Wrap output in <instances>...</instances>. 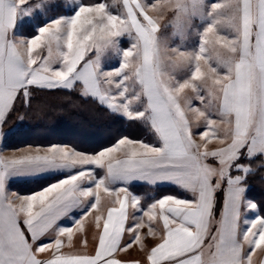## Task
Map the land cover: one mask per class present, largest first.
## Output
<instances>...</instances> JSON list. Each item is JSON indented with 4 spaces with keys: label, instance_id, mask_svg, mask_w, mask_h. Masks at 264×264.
<instances>
[{
    "label": "snow or ice",
    "instance_id": "obj_1",
    "mask_svg": "<svg viewBox=\"0 0 264 264\" xmlns=\"http://www.w3.org/2000/svg\"><path fill=\"white\" fill-rule=\"evenodd\" d=\"M72 3L71 14L48 18V0H0V144L7 117L23 121L37 94L53 90L154 139L124 136L94 153L37 146L12 158L0 147V264H140L117 258L134 245L146 264H255L264 215L248 213L264 205L247 192L250 177L264 181V0ZM168 13L163 27L180 38L175 46L161 33ZM25 18L37 20L29 37L18 27ZM43 176L55 182L9 191L15 178ZM133 182L169 183L190 197L142 204ZM77 234L84 251L75 250Z\"/></svg>",
    "mask_w": 264,
    "mask_h": 264
},
{
    "label": "trees",
    "instance_id": "obj_2",
    "mask_svg": "<svg viewBox=\"0 0 264 264\" xmlns=\"http://www.w3.org/2000/svg\"><path fill=\"white\" fill-rule=\"evenodd\" d=\"M82 2L87 5L101 0H82ZM107 2L110 4L112 0ZM124 136L147 142H153L154 139L138 123L113 115L106 108L83 100L74 92L53 90L37 94L32 108L25 113L24 122L18 123L6 135L4 145L7 148H18L32 143L61 142L73 145L81 151L94 153L114 144ZM52 181L54 179L41 181L29 188H23V191L37 190ZM248 183L250 187L247 196L258 205H264V181L259 176H253L249 178ZM131 189L143 191V187L138 186ZM164 189L166 188H163L164 192L170 191ZM259 212L264 215V208H259Z\"/></svg>",
    "mask_w": 264,
    "mask_h": 264
},
{
    "label": "crops",
    "instance_id": "obj_3",
    "mask_svg": "<svg viewBox=\"0 0 264 264\" xmlns=\"http://www.w3.org/2000/svg\"><path fill=\"white\" fill-rule=\"evenodd\" d=\"M30 2H31V0H30ZM162 29H163V27L161 25V30ZM23 34H24V37H28L25 33H23ZM193 104L198 106V101H193ZM194 131H195V129H194ZM196 131H198V130H196ZM197 139H198V137H197ZM144 142H147V141H144ZM4 143H5V141L2 142V144H0V147H3V149H4L2 154L8 158L19 157V156L27 154L29 152H34V149L37 146L47 147V146H50L53 144H65V145H69L70 147H74L73 145H70L67 143L58 142V143H52V144L32 143V144H27V145H24V146H21L18 148H7V147H5ZM149 143H151V142H149ZM97 172L101 175L103 174V170L97 169ZM49 179H54V181H52V182H55V177H52V176H43V177H37V178H15L14 180L9 182L8 188H9L10 192H15V193L20 194V195L30 194V193H33L35 191L40 190L42 187L37 189V190L28 191V192L23 191V188H25V187L29 188L30 186L39 184L41 181H45V180H49ZM25 184L26 185L29 184V185L24 186ZM47 185H45V186H47ZM45 186H43V187H45ZM119 186H123V185H115L114 187H119ZM134 186L143 187V189H142L143 191H135V190L131 189ZM128 188H129V191L132 192L134 195H141V196L145 197V199L142 200V204L150 203L153 198H160V197H163L165 195H174V196H177L178 198H189L190 197L189 193H186L183 190L179 189L177 186L169 184V183H163V184H157L155 186H150V185H147L143 182H133L132 184L128 185ZM163 188H166L164 190H170V191L164 192ZM101 196L103 198L104 205H107L111 198L105 196L104 193H101ZM221 205H222V203H221ZM129 211L131 214L134 210L129 209ZM252 214H254V213H248L249 216H251ZM94 215H95V213H93V216ZM92 221H93V217L90 216L88 218V220L85 222L86 226H87L86 235L88 236V239H89V245H88V248L86 250L89 252L93 251L94 245H95V241L93 240V237L96 233H95V229H94ZM62 223H63V221H62ZM146 232H147L146 228L142 230V234L146 233ZM82 235L83 234H77L75 237L74 242L77 245V247L75 249L76 251H84L85 250V249L81 248L80 244H79V241H80ZM125 239H127V237H125ZM146 243L149 245V247H151L155 243V241L151 237H149L146 240ZM65 251H68V249H65ZM47 255H49V254H43L42 258L46 257ZM145 255H146V252H141L139 250V246L134 245L133 248L128 250V252L119 253L117 258L121 259V260H128V261H139L140 264H146ZM254 260L256 262L255 264H261V262L264 261V253L261 252V254L257 256V259H254Z\"/></svg>",
    "mask_w": 264,
    "mask_h": 264
},
{
    "label": "rangeland",
    "instance_id": "obj_4",
    "mask_svg": "<svg viewBox=\"0 0 264 264\" xmlns=\"http://www.w3.org/2000/svg\"><path fill=\"white\" fill-rule=\"evenodd\" d=\"M31 2H33V0H31ZM48 2L52 5V8L51 9L46 10L47 11V17L48 18H51L53 16L71 14L73 7H75V5L72 3V0H48ZM112 2H113V0H112ZM149 2H152V0H149ZM80 3H83L82 0H80ZM119 8H120V5L119 4H116V7L113 8V11L115 12ZM33 15L35 17V13ZM170 17H171V13H168V16H166L165 19L161 21L162 27H163L164 24L167 23V20ZM36 22H37L36 19H28V18H25V20H24V22L22 24L18 21V27L20 28V30L23 33H25L29 37V36H31L33 34L34 25H35ZM171 31H172L171 29H165L163 27V29L161 30V33L164 36L168 37V42H169V45L170 46H175V45H177V44L180 43V38L179 37H175V38L171 37ZM122 46H126V45L122 42ZM109 57H111V64L109 66L116 65L117 62H118V58L114 57L112 55V53H108L106 55V57H105V60L107 61ZM20 122L22 123V122H24V120L21 121V120H19L17 118V115L10 114L7 117L6 123H5L4 127H3L4 133H6V135H7L14 127H16V125L18 123L20 124ZM196 130L200 131V130H203V129L201 127V129H195V131ZM5 138H6V136H5ZM5 138H4L3 142L5 141ZM214 146H216L215 141L213 142V145H210V148L211 147H214ZM252 215H261L260 212H259V209L254 214H252ZM260 254H261V252L258 251L257 252V256L260 255ZM257 256L254 257V259H257Z\"/></svg>",
    "mask_w": 264,
    "mask_h": 264
}]
</instances>
